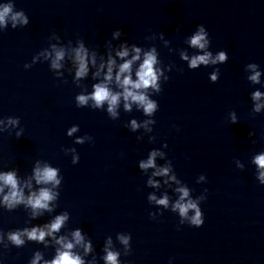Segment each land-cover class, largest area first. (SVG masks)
<instances>
[{
	"label": "water",
	"instance_id": "obj_1",
	"mask_svg": "<svg viewBox=\"0 0 264 264\" xmlns=\"http://www.w3.org/2000/svg\"><path fill=\"white\" fill-rule=\"evenodd\" d=\"M13 2L27 13L29 23L0 30V117H20L23 133L19 138L15 129L0 133V168H16L26 176L36 160L58 167L63 180L55 211L66 209L70 213L66 227L79 226L87 232L97 253L106 236L115 242L116 232H130L131 252L121 256L128 264H168L170 256L173 264H264V185L257 182L249 162L254 152L264 149V111H251L249 93L260 85L247 81L244 72L248 62L264 69V0ZM198 23L209 32L210 48L226 50L228 60L214 66L220 75L213 83L207 76L211 67L188 69L177 52H168L159 39L154 41L160 59L175 67L153 97L159 103L153 132L139 141L136 137L143 130L133 133L124 125L133 116L143 119L140 112L121 109L113 120L102 109L76 107L74 96L81 88L70 73L65 72L61 82L46 61L23 67L47 46L52 31L65 44L82 38L98 52L104 51L117 27L123 32L121 39L143 46L153 43L145 36L163 32L176 49L187 47L184 38ZM91 83L90 78L81 81L89 89ZM230 110L237 114L236 123L227 119ZM74 123L80 126L74 136L88 133L93 142L74 144L73 137L65 134ZM147 135H154L155 141L149 142ZM162 141H167L165 151L178 177L194 189L192 194L208 189L201 202L200 227L187 223L178 227L177 215L169 210L155 219L148 216L156 206L146 199L152 189L145 186L146 176L136 162ZM69 147L79 153L76 164L64 151ZM234 158L245 167L236 168ZM201 172L206 181L197 184ZM47 215L33 223L43 222ZM27 219L22 206L0 209V228L5 230L22 227ZM36 248L44 250L29 241L0 251L4 264H26ZM44 251L51 256V247Z\"/></svg>",
	"mask_w": 264,
	"mask_h": 264
},
{
	"label": "clouds",
	"instance_id": "obj_2",
	"mask_svg": "<svg viewBox=\"0 0 264 264\" xmlns=\"http://www.w3.org/2000/svg\"><path fill=\"white\" fill-rule=\"evenodd\" d=\"M28 23L29 16L23 9H17L13 0H0V30L22 28ZM122 36L119 27L113 29L110 39L105 41L104 51L98 52L96 48L87 46L82 38H77L75 43L69 39L65 44L61 36L52 31L47 37V46L36 51L31 61L25 62L23 67L28 69L38 61H46L49 70L55 77L61 78V82L65 79V72L70 73L72 82L81 88L74 96L76 107L102 109L113 120L119 118L121 109L129 113L133 109L140 112L143 119L138 120L133 116L124 125L133 133L143 130L136 137L139 141L145 134L153 132L156 123L154 114L159 108L157 99L153 97L162 91V84L169 80V72L175 67L173 63L165 64L160 59L154 41L159 39L168 52H177L188 69L211 67L207 76L213 83L220 75L219 68L214 66L228 60L226 50L213 51L210 48L211 37L203 23L196 24L191 33L185 36L184 44L187 47L184 48L173 49L163 32L145 36V40L153 41L148 46L121 39ZM113 41L118 43L114 44ZM244 72L247 81L260 85L249 93L251 111L260 113L264 111V90H261L264 89V69L256 62H248L244 65ZM86 78L92 81L90 89L87 85H81ZM227 119L230 123L238 121L235 110L227 113ZM19 126L18 116L0 117V133H11V129H15L14 134L19 138L23 133ZM172 126L177 127L175 124ZM79 127L74 123L66 128L65 134L73 137L74 144L93 142V137L88 133L74 136ZM248 135L251 137L253 133L250 131ZM147 139L154 142L155 136L147 135ZM252 142L255 143V140ZM167 148V141H162L160 147L148 149L146 156L136 162L137 168L146 176L145 186L152 189L146 199L150 205L156 206L155 211L149 210L148 216L155 219L163 210H169L177 215L178 227L185 223L200 227L204 222L201 202L207 198L208 189L204 188L194 196V189L178 177L172 159L165 151ZM64 151L72 154V164L79 161L75 147L65 148ZM249 162L254 166L253 174L257 182L264 185V149L254 152ZM234 164L238 169L245 167L239 158H234ZM62 180L58 167L40 160L34 162L30 174L26 176H21L16 168H0V209L12 211L22 206L28 217L22 227L0 228V250L9 246L20 248L31 241L43 245L44 250L51 247L52 254L46 257L44 250L36 248L26 264H128L121 256L131 252L130 232H116L115 242L111 235L106 236L97 253L87 232L79 226L66 227L70 213L66 209L55 211ZM204 181L206 175L201 172L195 182L199 184ZM46 213L47 219L33 223ZM117 243L120 247L116 246ZM173 261L174 257L170 256L168 264H173ZM0 264H4L2 251Z\"/></svg>",
	"mask_w": 264,
	"mask_h": 264
}]
</instances>
